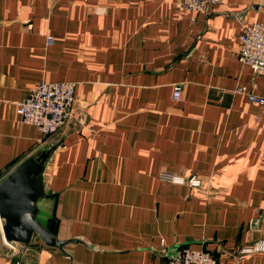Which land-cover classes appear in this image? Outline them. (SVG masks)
Instances as JSON below:
<instances>
[{
    "label": "crops",
    "instance_id": "1",
    "mask_svg": "<svg viewBox=\"0 0 264 264\" xmlns=\"http://www.w3.org/2000/svg\"><path fill=\"white\" fill-rule=\"evenodd\" d=\"M259 21L264 0H219L206 15L173 0H0V182L55 145L39 208L69 242L10 248L0 222V264H167L187 247L232 261L263 238L264 108L236 92L264 98V75L237 60ZM54 82L74 83L75 101L45 137L16 102Z\"/></svg>",
    "mask_w": 264,
    "mask_h": 264
},
{
    "label": "built area",
    "instance_id": "2",
    "mask_svg": "<svg viewBox=\"0 0 264 264\" xmlns=\"http://www.w3.org/2000/svg\"><path fill=\"white\" fill-rule=\"evenodd\" d=\"M219 0H173L179 10L206 15L210 7ZM30 28V25H28ZM237 60L248 66L255 74L264 75V21L254 22L244 27L238 36ZM46 46L53 44L51 36L46 37ZM75 84L72 82L40 83L23 100L16 102V113L21 124L35 126L43 136H51L65 127L73 113ZM246 95L248 101L264 108V98L250 94L245 87L236 89ZM173 100L181 99V87L173 89ZM161 179L173 184H186L193 189H201L202 181L195 175L182 178L175 174L163 173ZM5 241V240H4ZM5 243L13 248L16 244ZM264 253V237L253 243L243 245L232 261H220L203 250L182 248L179 256L168 260L167 264H240L245 256Z\"/></svg>",
    "mask_w": 264,
    "mask_h": 264
},
{
    "label": "water",
    "instance_id": "3",
    "mask_svg": "<svg viewBox=\"0 0 264 264\" xmlns=\"http://www.w3.org/2000/svg\"><path fill=\"white\" fill-rule=\"evenodd\" d=\"M55 148L50 145L37 151L0 182L1 232L10 244L29 245L36 239L50 248L61 249L69 244L57 238L51 220L38 219L39 204L48 197L42 174ZM261 219L254 220L251 227L257 229Z\"/></svg>",
    "mask_w": 264,
    "mask_h": 264
},
{
    "label": "rangeland",
    "instance_id": "4",
    "mask_svg": "<svg viewBox=\"0 0 264 264\" xmlns=\"http://www.w3.org/2000/svg\"><path fill=\"white\" fill-rule=\"evenodd\" d=\"M42 205H43V204H42ZM42 205H41V207H42V208H45V207L42 206ZM44 213H45V211H43V210H41L40 213H39L38 219H39L41 222H45V217H46V216H45ZM238 250H239V249H238Z\"/></svg>",
    "mask_w": 264,
    "mask_h": 264
}]
</instances>
